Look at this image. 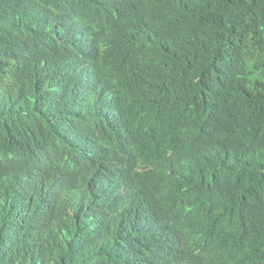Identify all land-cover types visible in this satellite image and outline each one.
Listing matches in <instances>:
<instances>
[{
    "label": "trees",
    "instance_id": "16d2710c",
    "mask_svg": "<svg viewBox=\"0 0 264 264\" xmlns=\"http://www.w3.org/2000/svg\"><path fill=\"white\" fill-rule=\"evenodd\" d=\"M0 264H264V0H0Z\"/></svg>",
    "mask_w": 264,
    "mask_h": 264
}]
</instances>
